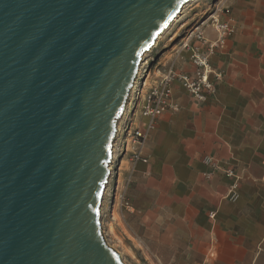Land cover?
Masks as SVG:
<instances>
[{
  "label": "water",
  "instance_id": "water-1",
  "mask_svg": "<svg viewBox=\"0 0 264 264\" xmlns=\"http://www.w3.org/2000/svg\"><path fill=\"white\" fill-rule=\"evenodd\" d=\"M190 0H0V264H123L99 224L142 57Z\"/></svg>",
  "mask_w": 264,
  "mask_h": 264
},
{
  "label": "crops",
  "instance_id": "crops-1",
  "mask_svg": "<svg viewBox=\"0 0 264 264\" xmlns=\"http://www.w3.org/2000/svg\"><path fill=\"white\" fill-rule=\"evenodd\" d=\"M229 5L221 21L229 17L234 33L219 39L207 26L204 44L212 50L202 53L201 40L193 39L180 54L182 71L192 67L193 48L206 56L213 92L197 102L173 83L178 109L162 114L147 135L148 162L130 172L123 161L119 172L129 178L128 210L143 222L150 251L185 264H264V0ZM222 169L237 178L232 198L234 180Z\"/></svg>",
  "mask_w": 264,
  "mask_h": 264
},
{
  "label": "built area",
  "instance_id": "built-area-1",
  "mask_svg": "<svg viewBox=\"0 0 264 264\" xmlns=\"http://www.w3.org/2000/svg\"><path fill=\"white\" fill-rule=\"evenodd\" d=\"M229 1L224 0L223 6L218 10L222 15H230ZM213 20L217 22L212 26H214V30L219 39L234 33V27L229 17L220 23L215 17ZM202 26L203 23L197 25L191 35L195 33V38L204 42V37L200 32ZM213 46L208 43V50L211 51ZM190 59L196 67L193 78H189L183 73H177L172 63L167 65L162 72L156 70L152 75L147 63L139 65L134 83L135 88L130 93L129 99H127L125 115L118 122V129L115 133L113 142L114 156L111 161V165L116 162L114 166L115 170L110 165V177L114 174L116 175L115 188L118 191V201L120 206L127 210L130 209V206L125 199V190L129 183V178L123 180L119 177L122 162L125 161L128 163L130 172L134 170L138 163L146 164L148 162V159L143 156V147L147 135L154 129L157 120L162 114L175 112L178 109L177 104L172 99L173 83L178 82L197 101L204 99L203 89L209 91L212 89L211 84L207 81L211 70L207 65L206 56L199 53L197 48H193ZM201 59L206 65L201 64ZM206 66L209 72L205 80L203 76ZM204 163L212 169L220 168L212 158H205ZM222 171L225 177L234 180L228 189V197L232 198L235 196L237 178L231 169H222ZM205 177L208 178L207 175ZM213 216L214 214L212 213L209 215L210 218H213Z\"/></svg>",
  "mask_w": 264,
  "mask_h": 264
},
{
  "label": "rangeland",
  "instance_id": "rangeland-1",
  "mask_svg": "<svg viewBox=\"0 0 264 264\" xmlns=\"http://www.w3.org/2000/svg\"><path fill=\"white\" fill-rule=\"evenodd\" d=\"M223 2L224 0H190L182 8L181 13L170 25L169 29L160 35L151 51L144 54L141 64L147 63L152 75L156 70L162 72L167 65L175 60L177 65H173L174 70L177 73H183L189 78H193L196 67L192 64L190 57L188 59L192 67L189 71L186 70L190 73L187 74L185 70H183L185 72L182 71L183 58L180 55L183 51L182 46L186 49L188 48L187 42L189 44L191 40H197L195 33L191 35L197 25L204 23L200 28V32L204 37V29L217 23L214 22V17L219 23L221 22L222 14L218 10L223 6ZM182 39L184 40L182 41ZM201 43L204 46V52L202 53L206 54L208 42L204 44L201 41ZM177 58H179V62H177ZM210 74L212 73L210 72ZM207 81L210 84L212 83L209 75ZM174 83L178 84L189 97L197 101L178 82ZM212 92V89L210 91L203 89L204 99L197 102L206 101ZM115 164L116 162L111 165L113 170H115ZM115 176L114 174L110 177L102 197L99 213L101 233L106 244L119 255L123 264H185L181 256L177 261L175 254L150 251L153 248V242L144 235L143 222L134 213L120 206L118 191L115 188Z\"/></svg>",
  "mask_w": 264,
  "mask_h": 264
},
{
  "label": "bare ground",
  "instance_id": "bare-ground-1",
  "mask_svg": "<svg viewBox=\"0 0 264 264\" xmlns=\"http://www.w3.org/2000/svg\"><path fill=\"white\" fill-rule=\"evenodd\" d=\"M189 3V2H188ZM186 4H184L182 7H181V10H182V8L185 6ZM181 13V11L179 12V14ZM178 14V15H179ZM177 15V16H178ZM177 16L175 17V19L177 18ZM175 19L174 20H172L171 21V23L168 25V27L160 34V35H162V34H164V32L166 31V30H168L169 29V27H170V25L175 21ZM204 24V23H203ZM160 35H159V37H160ZM159 37H157V39L159 38ZM157 39H156V41H157ZM156 41H155V44H156ZM155 44L153 45V47L155 46ZM152 47V48H153ZM151 48V49H152ZM151 49H149V51L148 52H150L151 51ZM142 62V61H141ZM204 64V65H206V63L201 59V64ZM141 64V63H140ZM209 72V70H208V67L206 66L205 67V73H204V76H203V78L206 80V78H207V73ZM137 75V74H136ZM137 77V76H136ZM134 83H135V81H134ZM133 83V85H132V87H131V89H130V91H129V94H128V97H127V99H129V97H130V93L131 92H133V89L135 88V84ZM127 104V103H126ZM125 111H126V105H125V108H124V110H123V113H122V115L119 117V119H118V121H117V124H116V130L118 129V122L120 121V120H122L123 119V117H124V115H125ZM112 149H113V146H112ZM113 156H114V149L112 150V158H113ZM110 168V167H109ZM100 224V223H99ZM106 243V242H105ZM108 246V245H107ZM122 262V261H121Z\"/></svg>",
  "mask_w": 264,
  "mask_h": 264
}]
</instances>
